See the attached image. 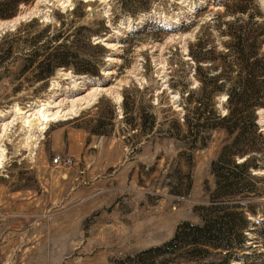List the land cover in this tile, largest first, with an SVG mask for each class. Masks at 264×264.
<instances>
[{
  "label": "rangeland",
  "instance_id": "rangeland-1",
  "mask_svg": "<svg viewBox=\"0 0 264 264\" xmlns=\"http://www.w3.org/2000/svg\"><path fill=\"white\" fill-rule=\"evenodd\" d=\"M215 2L30 0L0 19V39L36 20L21 33L30 43L19 37L0 65V264H127L181 223L201 222L216 187L211 163L231 142L210 128L226 113V95L196 91L188 55L200 33L215 51L226 40L212 23L225 10ZM75 27L83 29L70 35ZM76 38L80 59H98V75L58 67L45 80L32 70L15 78L26 49L42 54L48 41ZM42 108L59 111L46 129ZM257 122L264 133V109ZM56 155L72 162L54 164ZM253 174L264 191V168ZM246 201L255 214L247 212L243 251L252 255L228 264H264V194ZM223 256L210 248L206 261L225 264ZM163 258L194 264L178 253Z\"/></svg>",
  "mask_w": 264,
  "mask_h": 264
},
{
  "label": "trees",
  "instance_id": "trees-1",
  "mask_svg": "<svg viewBox=\"0 0 264 264\" xmlns=\"http://www.w3.org/2000/svg\"><path fill=\"white\" fill-rule=\"evenodd\" d=\"M29 1L0 0V19L14 16L18 6ZM215 4L225 9L222 15H215L212 22L219 29V35L226 38L221 42V49L215 51L201 33L188 49L194 63L193 75L199 84L196 91L201 96L226 95V113L215 115L217 120L210 124V128H221L231 138L211 163L216 184L211 203L204 208L207 212L200 223H181L169 240L128 257L127 264H164L163 256L176 253L179 257L188 255L194 264H213V261H206L210 248L224 253L225 264L232 258L240 260L252 255L243 250L248 239L245 231L250 225L247 212L255 214L254 205L246 200L264 194L256 187L262 178L253 174V170L264 168V133L257 122V110L264 109V11L257 0H216ZM33 23H36L35 19L17 28L12 35L1 37L0 65L11 56L14 41L21 38L30 43L21 33ZM82 29L75 27L70 35L76 36ZM49 31L50 26H47L37 37L45 36ZM62 33L60 29L50 33L54 39L50 41L58 42ZM93 33L96 31L86 35V45H92L90 36ZM77 40L68 41V45L61 41L55 46H48L51 43L48 41L42 54L34 48L26 49L15 78L32 70L36 81L45 80L58 67L70 68L76 74L98 75V59H80ZM93 47L104 54V48L98 43ZM20 86L13 90H19ZM238 157L245 158L238 161ZM247 247L251 249V246Z\"/></svg>",
  "mask_w": 264,
  "mask_h": 264
},
{
  "label": "bare ground",
  "instance_id": "bare-ground-1",
  "mask_svg": "<svg viewBox=\"0 0 264 264\" xmlns=\"http://www.w3.org/2000/svg\"><path fill=\"white\" fill-rule=\"evenodd\" d=\"M93 98V97H92ZM41 110V109H40ZM39 110V111H40ZM67 111V110H66ZM58 112L59 111H57L56 113H48V112H46L45 110H43V108H42V110H41V116H42V118H43V120L45 121V126L43 127L44 129H46L47 128V126H46V124L49 122V121H55V120H58V118L57 117H59V115H58ZM61 113V112H60ZM66 113V112H65ZM61 116V115H60Z\"/></svg>",
  "mask_w": 264,
  "mask_h": 264
},
{
  "label": "built area",
  "instance_id": "built-area-1",
  "mask_svg": "<svg viewBox=\"0 0 264 264\" xmlns=\"http://www.w3.org/2000/svg\"><path fill=\"white\" fill-rule=\"evenodd\" d=\"M52 161L54 164H59V165H67L68 163L72 162L71 159L67 157L61 158L59 155L54 156Z\"/></svg>",
  "mask_w": 264,
  "mask_h": 264
},
{
  "label": "crops",
  "instance_id": "crops-1",
  "mask_svg": "<svg viewBox=\"0 0 264 264\" xmlns=\"http://www.w3.org/2000/svg\"><path fill=\"white\" fill-rule=\"evenodd\" d=\"M63 148V147H62ZM61 150H63V151H66V149L65 148H63V149H61ZM84 156V155H83Z\"/></svg>",
  "mask_w": 264,
  "mask_h": 264
}]
</instances>
